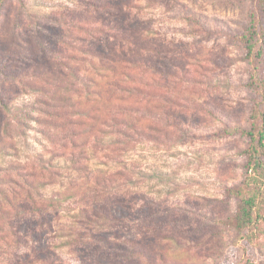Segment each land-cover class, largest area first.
Instances as JSON below:
<instances>
[{
    "label": "rangeland",
    "instance_id": "rangeland-1",
    "mask_svg": "<svg viewBox=\"0 0 264 264\" xmlns=\"http://www.w3.org/2000/svg\"><path fill=\"white\" fill-rule=\"evenodd\" d=\"M112 1L119 5L128 28L138 31L145 26L155 31L154 39L143 42L160 49L152 57L159 71L173 74L155 76L154 96L149 99L119 102L105 98L96 105L81 102L71 84H60L57 75L46 76L42 70L69 73L66 66L75 65L69 57L80 35L76 16L96 17V10L99 20L113 24V12H100L96 6ZM129 3L141 10L124 9ZM251 10L252 0H8L0 20L6 71L0 76V90L14 111L3 109L6 121L12 123L9 136L2 126L5 116L0 107V134L6 139L0 145V190H6L11 199V187L19 178L16 165L23 172L70 171L78 166L68 161L73 153L92 150L96 157L79 163L89 165L87 177L84 173L69 179L54 177L45 191L47 197L65 194L59 215L69 218L82 199L96 198L83 190L96 186V176L110 172L109 168H123L112 161L103 164L107 161L104 154L111 149L95 143L115 131L98 134L91 129V117L76 112L100 114L107 124H113L111 118L125 117L140 134L126 126L129 144L116 145L137 173L134 183L114 191L107 201L111 208L117 202L124 207L118 208L125 217L117 223V235L154 251L157 264H245L248 260L264 264V222L254 245L240 241L236 231L223 224L238 206L228 189L240 185L248 173L245 150L250 140L242 130H251L258 106V87L253 83L247 50L237 41L249 26ZM13 32L29 54H17L16 49L14 54L9 52ZM180 64L182 71L176 72ZM258 70L264 78V50ZM21 73V79H13ZM67 82L75 84L74 77L69 74ZM51 96L56 100L51 101ZM78 118L85 125H75ZM100 127L108 129L105 124ZM72 131L80 133L75 137L77 145L62 139ZM25 222L18 219L14 225L29 234L28 228L22 229ZM46 237L49 246L31 237L21 252L54 251L57 257L50 259L52 264H83L84 258L79 261L78 256L57 247L52 231Z\"/></svg>",
    "mask_w": 264,
    "mask_h": 264
},
{
    "label": "trees",
    "instance_id": "trees-1",
    "mask_svg": "<svg viewBox=\"0 0 264 264\" xmlns=\"http://www.w3.org/2000/svg\"><path fill=\"white\" fill-rule=\"evenodd\" d=\"M7 2L8 0H0V20ZM96 6L100 12L112 11L115 23L108 24L99 20L101 18L96 10L94 11V15L97 14L96 17L93 15L76 16L75 28L80 32V35L75 37V53L69 57L75 65L66 66L69 73L63 69L58 70L57 73L49 69L42 71L46 76L57 75V82L60 84H71L81 102L86 100L96 105L105 98L127 102L135 98L145 100L153 97L152 89L156 85L155 76L161 75L165 78L173 74V72H167L166 69V72L159 71V66L153 63L152 57L157 56L160 49L154 47L150 42H143L150 38L154 39L155 31L145 26L138 31L128 28L124 23L125 19H122L120 7L116 1L106 5L101 3L98 6L96 4ZM124 9L141 10L140 7L132 3L125 4ZM225 35L232 37L229 32ZM17 36L19 35L16 32L12 33V38L8 40L10 47L7 49L11 54H14L15 49L18 50L17 54H29L28 48L21 46ZM237 41L241 42L247 50L246 59L252 66L253 83L258 87V106L251 130L246 132L241 129L250 140L249 146L245 150L248 173L240 185L228 189V194L237 200L238 206L236 213L223 220V224L235 230L240 241L245 242L246 245H254L257 236L260 235V224L264 222V78L258 70V62L264 50V0H252L249 26L246 32L237 37ZM102 47H105L104 51ZM3 51L0 49V76L6 72ZM182 68L181 64L177 65L176 72L182 71ZM22 73L14 74L13 79H21ZM69 74L74 77L75 84L67 82ZM34 76L39 78L40 74H34ZM165 86H168V82L165 83ZM2 94L3 92L0 90V107L5 116L2 126L10 136L12 123L6 121V113H11L13 109L12 106L10 108L9 101H6ZM50 99L51 101L56 100L55 96H51ZM3 109L6 113L3 112ZM76 114L91 117V129L98 134L113 133L109 130L115 131L113 136L98 138L95 143L111 149L104 154L107 161L103 164L107 166L108 162L112 161V163L122 165L123 168H109L110 172L96 176L94 178L96 186H87L83 189L84 192H90L89 194L96 198L92 201L82 199V205L76 213L69 215V218H63L59 213L62 212L65 194L58 192L54 197H47L45 191H48L51 183L49 180H53L54 177L69 179L73 178L70 175H80L81 173L87 177L90 173L89 165L81 164L79 166V163L94 159L95 152L82 148L78 153H73L68 161L74 165L78 164V166L71 167L70 171L53 172L46 168L45 172L35 170L23 172L22 167L16 165L14 172L19 178L11 187V199L8 200L6 190H0V264L2 262V264L11 262H13L11 264L54 263L53 260H50L56 256L54 251L45 250L41 255V251L21 252L23 247L29 245L28 239L31 237L39 244L49 246L46 236L51 231L59 243L57 247L72 256H78L79 261L84 258L83 264L92 262L93 264H157V261L154 260V251L142 248L136 245L135 241L125 240L117 235L119 233L117 232L119 228L117 223L123 221L125 217L120 216L118 208L124 209V207H121L117 202L114 204V208H111L107 202L112 198L114 191L128 187L127 183H134L132 182L133 175L137 174L134 170L135 166L126 163L121 157V153L117 152L119 150L116 145L129 144L131 135L124 129L126 126H131L129 128H132L137 134H140L139 130L125 117L120 120L111 118L113 124H107L108 120L102 119L100 114H87L85 111L76 112ZM112 116L115 114H111ZM85 123L86 121H83L82 118L75 121V125L79 127ZM100 124H105L108 129L103 130ZM77 135L80 133L76 134L72 131L63 135L62 139L77 145L75 140ZM116 135L123 137L126 142ZM52 141L55 142V139ZM5 142V137L0 134V145ZM83 145L85 143L81 147ZM59 163L64 169L65 161ZM60 165L57 167L60 168ZM88 202L92 203L88 204ZM18 219H26L22 229L28 228L29 234L22 232L19 225L15 226L16 223L14 225L15 220ZM43 254L47 255L43 256ZM251 263L250 260L245 262V264Z\"/></svg>",
    "mask_w": 264,
    "mask_h": 264
}]
</instances>
